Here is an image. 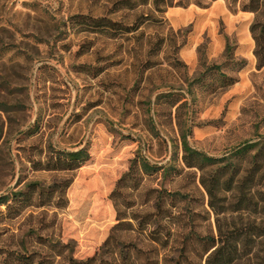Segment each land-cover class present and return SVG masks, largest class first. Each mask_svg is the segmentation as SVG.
<instances>
[{
    "label": "rangeland",
    "instance_id": "374dc122",
    "mask_svg": "<svg viewBox=\"0 0 264 264\" xmlns=\"http://www.w3.org/2000/svg\"><path fill=\"white\" fill-rule=\"evenodd\" d=\"M119 1L0 0V196L32 182L47 189L73 179L63 199L50 190L42 198L35 193L33 204L44 207L18 215L24 198L10 210L0 206V264H130L122 258L130 252L135 260L138 250L135 264H144L152 256L149 239L168 234L169 246L159 249L177 256L178 234H217L201 172L182 161L179 115L189 118L190 145L212 157L264 138V67L254 54L249 0H174L165 13L153 2L129 10ZM104 17L114 25L97 31L93 20ZM203 63L222 66L237 82L225 89L213 72L190 86ZM82 148L91 159L76 171L36 167L53 149ZM140 150L152 165L173 168L166 176L134 171L118 185ZM175 192L186 197L168 196ZM161 193L165 213L157 216ZM168 210L172 221L164 219ZM146 213L150 228L142 232ZM262 216L260 210L226 219Z\"/></svg>",
    "mask_w": 264,
    "mask_h": 264
},
{
    "label": "trees",
    "instance_id": "16d2710c",
    "mask_svg": "<svg viewBox=\"0 0 264 264\" xmlns=\"http://www.w3.org/2000/svg\"><path fill=\"white\" fill-rule=\"evenodd\" d=\"M151 2L155 9L161 13H165L169 7L173 6L174 0H121L117 4H121L124 8L135 10L140 6H147ZM245 10L251 11L255 14L254 22L251 25L250 31L255 40L254 54L257 58L258 68L264 67V0H249L248 4L244 6ZM149 20V19H145ZM145 21L129 28L128 31H137ZM94 27L97 31H105L114 25L108 18H95L93 20ZM233 46L230 40H227L225 56L227 59H234ZM239 69H243L246 64L245 60L238 62ZM202 71L191 82L190 86L195 84L200 85L203 83L208 74L216 72L222 80L223 88L233 86L237 80L222 72V66L207 65L203 63ZM179 103L176 100L174 106ZM187 102L182 103L178 109L182 110L188 107ZM153 122V120L151 119ZM178 124L182 135L183 158L184 165L189 169H197L201 172L200 184L205 189L208 196L209 208L216 216L217 234L209 233L201 235L194 230L189 234L183 232L181 242L174 240L178 248L175 254H170L172 251L163 254L162 249H165L170 244L171 234H168L167 239L161 240L159 237H151L149 239V252L152 254L150 257H145L144 264H264V138L256 143H244L231 151V155L216 158L209 156L197 149L193 148L189 141L190 135L189 118L185 120L182 115L178 117ZM154 127V123H153ZM138 151L137 156L132 160L131 168L119 181L118 185L126 181L134 171H142L144 174L151 175L164 170L166 176L173 168L172 164L167 165H152ZM91 159L90 152L87 148H82L75 151L53 149L51 157L46 162L45 166H36L38 170L59 171V172H73L84 166ZM237 159V160H236ZM246 159V167L243 168V160ZM73 183V179H64L51 186L45 188L40 182H32L25 186L24 189L14 192L11 195L0 196V206H6L7 209H12L15 202H20V199H25V204L20 206L18 215L30 207H44L45 203L33 204V195L38 193V197L42 198L46 191L54 195L59 193L63 199L66 197L67 191ZM163 192V191H162ZM231 194L233 201L229 200L228 195ZM157 198L154 205L156 215L160 216L165 213L163 204L164 197ZM171 196H178L185 198L186 196L175 192L169 194ZM67 201L65 202V206ZM261 210L263 216L258 221H249L247 223H238L235 221L228 222L226 215L228 213L243 214L246 212L254 211L258 213ZM169 221L175 218L172 210L166 211ZM151 214L146 213L141 221H139V229L142 232L148 231L150 228L149 218ZM135 221L138 217L131 215ZM123 219H118V225H122ZM127 225L132 226V222H127ZM171 233V232H170ZM152 235V232H151ZM110 236L105 247L111 242ZM136 247V246H135ZM162 248V249H159ZM142 253L138 250L137 257L132 259L130 252H127L122 258L124 261H129L130 264L137 263ZM143 254V253H142ZM21 258V255H19ZM25 260L32 261V255L27 254ZM40 264V263H39Z\"/></svg>",
    "mask_w": 264,
    "mask_h": 264
}]
</instances>
